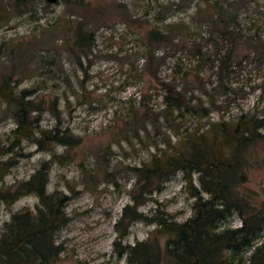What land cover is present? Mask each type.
<instances>
[{
	"label": "rangeland",
	"instance_id": "374dc122",
	"mask_svg": "<svg viewBox=\"0 0 264 264\" xmlns=\"http://www.w3.org/2000/svg\"><path fill=\"white\" fill-rule=\"evenodd\" d=\"M211 1L0 0V82H9L15 93L29 92L26 99L38 107L32 111L38 117L36 136L39 129L56 126L67 140H46L39 146L23 139L19 145H11L12 151L21 155L7 166L0 165V229L12 213L33 211L37 202L32 193L11 201L1 193L12 191L43 163L46 190H57L67 197L63 208L67 221L53 235V244L60 248L48 264H126L125 254L118 255L112 242L118 235L114 223L123 206H132L131 194L138 195L136 209L146 216L160 213L182 221L190 214L193 198L181 171H175L149 193L138 188L127 165L148 162L163 142L155 128L147 125L149 131L145 132L132 122L130 107L136 106L137 111L147 106L153 111L160 108L162 88L156 76L179 79L184 70H190L188 85L197 90L193 69L196 46L182 48L179 42L189 43L192 36L198 39L207 35L206 24L198 27L196 22L204 12L215 14ZM238 3L234 4L244 31H257L263 37L264 0ZM198 6L200 12L193 15ZM162 16L164 21H186L190 31L196 32L183 34L179 42L178 36L168 41L165 62L152 75L142 67L145 34L161 22ZM78 22L94 31L93 45L86 57H81L82 66L69 47L73 26ZM173 41L177 44L170 45ZM200 41L201 53L214 49V39ZM161 51L156 48L154 54ZM238 53L242 61L228 67L225 79L241 87L240 94L223 109L212 110L209 119L240 109L264 114V60L251 57L243 43ZM246 53L249 55L244 57ZM202 65L206 66L198 75L208 84L213 76L206 62ZM14 125L0 99V145L10 146ZM132 127H139L138 133H133ZM170 139L173 142L174 135ZM10 154L13 152L0 158ZM243 157L245 179L236 188L259 207L264 205V137L248 143ZM191 178L196 181L195 173ZM225 223L239 225L240 217L233 212ZM155 227L153 222L135 220L127 227L122 242L144 239L149 232L156 234ZM165 237L158 233L153 238L161 244Z\"/></svg>",
	"mask_w": 264,
	"mask_h": 264
},
{
	"label": "trees",
	"instance_id": "16d2710c",
	"mask_svg": "<svg viewBox=\"0 0 264 264\" xmlns=\"http://www.w3.org/2000/svg\"><path fill=\"white\" fill-rule=\"evenodd\" d=\"M238 1H211L215 14L204 12L196 22L198 27L206 24L207 35L198 39L192 36L189 43L179 40L183 34H195V29L190 31L191 25L183 20L164 21V16L145 34L142 67L152 75H156L158 67L165 62L168 41L178 36L176 41L180 47L196 46L193 69L197 90L188 85L190 70H184L179 79L156 76L162 88L160 108L153 111L147 106L137 111V107L132 105L130 114L132 122L145 132L149 131L147 125L155 128L163 147L153 153L148 162L138 166L127 165V168L135 175L141 192L146 193L159 188L175 171H181L193 201L190 214L184 220L176 221L160 213L144 215L136 209L140 203L138 195L131 194L132 206L128 203L123 206L114 223L118 235L112 242L118 255L125 254L126 264H264V205L255 206L236 188L245 179L241 169L245 163V147L264 137V114L240 109L229 115L220 112L216 119L208 116L212 110H221L229 105L240 94L241 87L232 86L225 79L228 67L242 61L239 46L243 43L249 47L251 57L257 61L264 60V36L258 35L257 31H244L236 9ZM200 10V6L196 7L193 15ZM72 31L69 47L78 55V65L82 66L81 57H86L91 49L94 31L82 22L75 24ZM202 38L214 39V49L210 53L200 52ZM176 41L170 45L177 44ZM156 48L162 49L157 56L154 54ZM248 55L246 53L244 57ZM204 62L213 76L208 84L202 82L198 75L199 69L206 66L202 65ZM28 94L26 91L15 93L9 82H0V99L15 124L10 131V146L0 145V157L13 154L0 158V165L7 166L21 155V152L12 151L11 145H19L23 139L34 141L39 146L46 140L67 143L61 134L63 130L56 126L39 129V135H35L38 117L32 111L38 107L26 99ZM131 129L136 134L139 127ZM170 135L175 137L173 142ZM43 166L44 163L12 191L1 193V197L9 201L24 193H32L37 202L33 211L14 212L3 223L0 229V264H48L60 248V245L53 244V235L67 221L63 209L67 197L57 190H46ZM192 173H195L196 181H192ZM233 212L240 217L239 225L225 223ZM135 220L153 222L156 234H166L163 243L155 241L153 237L156 234L151 232L144 239L122 242L127 227Z\"/></svg>",
	"mask_w": 264,
	"mask_h": 264
},
{
	"label": "water",
	"instance_id": "95a60500",
	"mask_svg": "<svg viewBox=\"0 0 264 264\" xmlns=\"http://www.w3.org/2000/svg\"><path fill=\"white\" fill-rule=\"evenodd\" d=\"M47 2H55L56 0H46Z\"/></svg>",
	"mask_w": 264,
	"mask_h": 264
}]
</instances>
